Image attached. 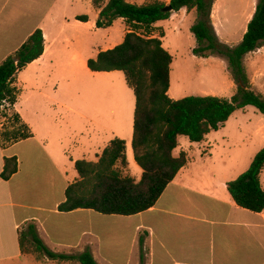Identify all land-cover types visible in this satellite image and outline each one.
Segmentation results:
<instances>
[{
  "label": "crops",
  "instance_id": "crops-1",
  "mask_svg": "<svg viewBox=\"0 0 264 264\" xmlns=\"http://www.w3.org/2000/svg\"><path fill=\"white\" fill-rule=\"evenodd\" d=\"M251 2L252 11L244 14L246 26L241 40L258 0ZM230 3L231 0H214L212 23L221 41L233 45L227 41L232 35L225 25ZM100 11L94 0H0V64L37 29H42L45 38L43 55L15 76V104L5 102L0 107V264L49 262L46 256L39 258L22 251L20 232L30 222L37 225L44 243L61 253L65 249H93L97 243L100 247L104 237L116 232L129 237V253L118 245L112 246L113 252L105 257L108 264H133L134 254L135 264H140L142 235L145 264H264V211L239 206L227 185L245 169L230 166L227 160L215 161L209 145L204 150L193 145L189 150H178V138L173 154L185 152L186 165L149 210L131 216L106 215L119 220L118 228L103 226L102 217L91 209L59 210L68 186L80 180L76 161H98L113 139L126 141L125 175L137 177V181L143 176L132 146L136 99L131 98V115L124 129L120 120L122 104L111 95L117 78H121V84L126 80L120 75L123 71H92L88 67L89 59L120 44L129 31L123 18L109 27H98ZM82 15L88 19H79ZM189 17L191 31L197 13L182 8L173 11L169 19L157 21L152 36L165 32L163 22L171 26L180 18L186 23ZM119 24L121 28L116 29ZM163 46L166 47L164 42ZM263 52L264 47L249 54L264 57ZM215 57L218 56L200 58ZM171 74L172 68L169 96L180 99L189 95L175 94L182 89L193 90L194 85L184 82L185 72L177 76L184 80L180 89L171 93ZM92 81L99 88L94 98L86 95ZM75 92L76 102L72 98ZM205 93L227 97L223 90ZM6 107L19 116V121L14 120L9 127L3 122V118L10 119L5 115ZM210 133L201 142L207 141ZM6 157L18 159V170L9 180L2 177Z\"/></svg>",
  "mask_w": 264,
  "mask_h": 264
},
{
  "label": "trees",
  "instance_id": "trees-1",
  "mask_svg": "<svg viewBox=\"0 0 264 264\" xmlns=\"http://www.w3.org/2000/svg\"><path fill=\"white\" fill-rule=\"evenodd\" d=\"M101 8L98 27H109L123 18L129 31L114 48L101 51L88 60L92 71L121 70L135 91L136 109L132 146L135 160L143 169L137 181L124 175L119 163L128 165L126 141L116 138L104 149L99 160H77L75 165L80 180L66 189V199L59 210L71 212L91 209L105 215L131 216L155 206L167 186L187 163V155L174 156L180 135L192 142H201L220 129L240 108L252 105L264 114V94L253 88L245 58L264 47V0H258L242 40L229 45L219 38L212 23L214 0H149L142 4L128 0H94ZM170 5L169 11L164 7ZM182 8L195 10L197 18L191 26L196 38L192 52L199 57L218 55L227 60L229 72L237 85L231 97L190 95L180 99L169 96L170 72L173 55L163 46L161 31L152 36L154 24L169 19L173 11ZM87 20V15L78 17ZM45 50L42 29H37L28 40L0 64V107L17 100L12 83L16 74L41 57ZM13 118L19 121L18 114ZM21 136H27L22 133ZM18 170L17 157H6L2 177L9 180ZM264 147L255 155L248 170L228 182V189L236 203L254 212L264 211ZM23 253L46 256L58 262L77 260L80 264H99L90 247L68 254L50 249L39 235L37 225L28 223L20 232ZM141 264H145V236L140 237Z\"/></svg>",
  "mask_w": 264,
  "mask_h": 264
},
{
  "label": "rangeland",
  "instance_id": "rangeland-1",
  "mask_svg": "<svg viewBox=\"0 0 264 264\" xmlns=\"http://www.w3.org/2000/svg\"><path fill=\"white\" fill-rule=\"evenodd\" d=\"M142 1L143 0H136L138 3H142ZM251 3V0H231L230 5L227 6V22H225V25L227 26V30L230 31V35H232L227 41L233 45L238 44L241 40L240 35L246 26V17H244V14H246V11H252L253 5H251ZM182 20V18L175 20L171 26L166 24V21L163 22L165 23L163 42L166 46L165 48L174 55V61L171 66V93L178 92L175 90L180 89L179 86L184 80L177 76L182 75L185 72L187 76L184 82H190L192 86L194 85L192 88L193 90L187 91L186 89H182V92L175 93L176 95L189 94L187 96H205V92L210 89H215L217 91H227V97H231L235 94L237 85L229 72L227 60L218 55H213L218 57H215L212 60H203L194 55L192 51H190L191 46H196L197 44L195 35L190 31L189 27L190 24H192V17H189L186 23L182 22ZM120 28V24L117 25L116 29ZM127 29H129L128 26ZM262 55H264V52ZM245 64L253 83V88L264 94V57H261V54H249L245 58ZM188 73L192 74V78H190ZM120 75L126 77L124 72ZM126 81L127 80L124 79V82L122 81L121 84V78H117V82H115L116 84L113 85L111 90L112 97H116V99L118 98L119 105L122 104L123 113L120 120H122L121 123L124 129H126L125 125L129 122L131 115L133 103V101L131 102V98H133V100L136 99L134 89L130 87ZM122 85H124V89H122ZM232 85H234V87H232ZM196 87L199 89H195ZM98 91L99 88H97L94 81H92L90 83L89 91H86V95L94 98ZM72 98L75 102L77 101V92H75ZM92 107L93 105H91V108ZM6 109L7 110L5 111H7V113L5 115L10 119L3 118V122L9 127V125H14L13 110H9L8 107H6ZM18 126L21 127L20 124H18L17 127ZM11 131L15 130L13 129ZM207 141L192 142L188 136L181 135L179 137L180 144L178 150L181 148L189 150L192 145L199 150H204L205 147L209 145L210 152L214 155L215 161L227 160L230 166L232 165L237 169H245L243 171L245 172L250 167L257 152L264 147V114L252 105L237 109L224 124V127L222 126L220 129L214 130L210 133ZM119 169L124 175L126 174L127 166H123L119 163ZM133 178L137 180V177ZM261 181L264 187V172L261 175ZM98 215L102 217L101 223L103 226L117 228L120 226V222L117 218H112V216H106L105 214L100 213H98ZM95 217L98 216L96 215ZM115 245H118L124 253H129L131 248L130 238L123 234L120 235L119 232L104 237L100 247L97 243L93 249H91L92 252L95 253L99 264H108L105 261V257L109 258L110 253L113 252L111 251L112 246ZM85 248H83V250H85ZM83 250L65 249L62 253L76 254ZM34 255L37 256L36 254ZM123 257H121L120 260H122ZM27 261V264H37V261L35 260V262H29L30 260ZM135 261L134 254L133 264H135ZM47 264L80 263L77 260L58 262L50 259Z\"/></svg>",
  "mask_w": 264,
  "mask_h": 264
},
{
  "label": "water",
  "instance_id": "water-1",
  "mask_svg": "<svg viewBox=\"0 0 264 264\" xmlns=\"http://www.w3.org/2000/svg\"><path fill=\"white\" fill-rule=\"evenodd\" d=\"M172 9V7L170 6V5H167L166 7H164V11H169V10H171Z\"/></svg>",
  "mask_w": 264,
  "mask_h": 264
}]
</instances>
